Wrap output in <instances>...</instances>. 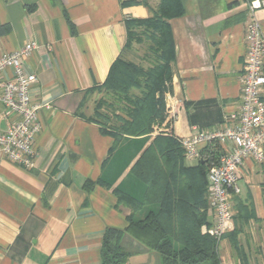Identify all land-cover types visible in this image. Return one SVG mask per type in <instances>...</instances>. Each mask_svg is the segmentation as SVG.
<instances>
[{
	"label": "crops",
	"instance_id": "0c3cea01",
	"mask_svg": "<svg viewBox=\"0 0 264 264\" xmlns=\"http://www.w3.org/2000/svg\"><path fill=\"white\" fill-rule=\"evenodd\" d=\"M159 1L0 0V55L38 44L24 62L36 76L31 99L48 104L38 112L34 167L0 159V264H101L106 228L126 227L129 208L98 180L123 179L129 165L119 151L130 144L110 153L114 139L92 117L93 91L112 63L127 57L126 19L151 16ZM250 1L182 0L183 14L168 20L174 42L168 93L177 103L161 124L163 135L219 127L235 112L248 22L257 20L264 34V7L251 13ZM208 146L198 144V156L183 166H197ZM238 183L233 229L217 240L218 264H264V166L245 158ZM121 245L129 252L124 264H162L157 251L127 233Z\"/></svg>",
	"mask_w": 264,
	"mask_h": 264
},
{
	"label": "trees",
	"instance_id": "16d2710c",
	"mask_svg": "<svg viewBox=\"0 0 264 264\" xmlns=\"http://www.w3.org/2000/svg\"><path fill=\"white\" fill-rule=\"evenodd\" d=\"M183 12L182 0H160L151 16L126 19L124 50L129 48L131 36L137 34L153 41L156 55L153 64L145 71L120 55L99 86L120 102L125 101L123 114L117 113L119 125L106 130L100 124V132L114 139L110 153L125 137L147 135L154 121L163 120L162 93L171 92L174 60V42L168 20ZM132 28L139 30L133 33ZM137 41L140 42L141 38L138 37ZM139 77H143V81ZM131 87L139 89L140 95H129ZM208 145L209 150L198 165L187 168L183 166L184 151L177 138L155 135L136 159L127 162L129 169L121 180L136 177L142 182L141 198L122 188L121 181L113 185L114 182L103 177L98 180L100 185L111 189L118 205L130 210L123 230L106 228L101 241V264H124L127 261L129 252L121 245L125 233L146 248L157 251L162 264L219 263L217 240L201 233V227L210 224L206 173L209 162L222 151L220 144ZM150 206L152 209L142 219H136V213Z\"/></svg>",
	"mask_w": 264,
	"mask_h": 264
},
{
	"label": "built area",
	"instance_id": "2783aa9c",
	"mask_svg": "<svg viewBox=\"0 0 264 264\" xmlns=\"http://www.w3.org/2000/svg\"><path fill=\"white\" fill-rule=\"evenodd\" d=\"M248 7L254 13L264 7V0H251ZM244 41L240 100L235 112L226 115L219 127L193 126L192 134L176 137L185 160L198 156L200 143L222 147L218 157L209 162L206 173L211 219L203 227L204 233L216 240L233 229L231 199L240 192L239 169L243 160L251 157L264 166V34L257 20L248 22ZM37 47L35 41H27L17 50L0 55V107L6 120L0 130V159L26 169L34 167L33 140L41 128L38 112L48 107L47 103L34 102L30 97L36 76L26 68L24 60ZM167 96V112L172 116L177 101L169 93Z\"/></svg>",
	"mask_w": 264,
	"mask_h": 264
},
{
	"label": "rangeland",
	"instance_id": "374dc122",
	"mask_svg": "<svg viewBox=\"0 0 264 264\" xmlns=\"http://www.w3.org/2000/svg\"><path fill=\"white\" fill-rule=\"evenodd\" d=\"M136 28H132V32H138ZM141 38V41L138 42L137 39ZM154 43L150 39L142 38L136 34L135 37L131 36V40L129 43V48L127 49V57L128 61L136 63L142 69L148 70L149 66L153 64L156 52L154 50ZM172 71V66H171ZM141 81H143V77H139ZM167 86L170 85L169 82L166 83ZM95 99L93 100V111L92 117L103 126L104 129L109 130L114 128L115 126L119 125L117 121V113L123 114L124 104L125 101L120 102V99H117L104 88L97 87L94 88ZM168 92L164 91L162 93V102H163V120L159 121L156 120L151 124L150 133L141 137H125L121 140L114 151L117 150L118 147L121 145H125V143H129L130 149L129 153L128 150H121L119 151L120 154L124 157V163L129 162L132 158L136 159L138 155L142 152L143 148L152 140L155 135L162 134L164 132V127L161 126L164 122L169 120V114L167 112V103L169 98L167 96ZM129 95L137 96L140 95L139 89L136 87H131L129 89ZM122 111V112H121ZM1 127V126H0ZM150 138V141H148ZM128 153L126 156L125 154ZM124 187L125 190L129 191L135 197H142V189L143 184L140 182L136 177H130L123 181L122 188Z\"/></svg>",
	"mask_w": 264,
	"mask_h": 264
}]
</instances>
